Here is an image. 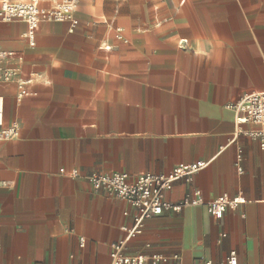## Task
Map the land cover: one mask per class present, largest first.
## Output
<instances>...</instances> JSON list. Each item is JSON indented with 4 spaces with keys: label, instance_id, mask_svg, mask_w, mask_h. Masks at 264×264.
Segmentation results:
<instances>
[{
    "label": "crops",
    "instance_id": "0c3cea01",
    "mask_svg": "<svg viewBox=\"0 0 264 264\" xmlns=\"http://www.w3.org/2000/svg\"><path fill=\"white\" fill-rule=\"evenodd\" d=\"M75 17L41 22L32 47L24 21H0L2 120L19 127L0 141V264H109L135 212L87 176L199 161L168 202L245 203L219 220L204 205L145 220L126 253L264 264V150L226 107L264 92V0H78Z\"/></svg>",
    "mask_w": 264,
    "mask_h": 264
},
{
    "label": "built area",
    "instance_id": "2783aa9c",
    "mask_svg": "<svg viewBox=\"0 0 264 264\" xmlns=\"http://www.w3.org/2000/svg\"><path fill=\"white\" fill-rule=\"evenodd\" d=\"M45 0H0V21L11 22L13 20L24 21L27 25L25 38L29 46H34L35 33L41 22H67L71 29L77 25L75 17L78 0H47L49 7H42L40 4ZM120 33V29L117 30ZM118 38H120L118 36ZM184 43V41H182ZM12 52H0V61L12 56ZM4 80L8 81L12 73L4 71ZM21 89V87H20ZM24 92L21 91L18 98ZM235 117L236 134L259 140L260 147L264 150V92L243 95L237 102L226 106ZM3 100L0 97V141L5 142L18 137L19 127L16 123L9 126L3 125ZM253 125L258 129H243V126ZM207 166L206 162H195L192 164L179 165L173 168L168 174H139L134 181L127 182L126 173L97 174L87 176L91 188L94 191L105 192L112 198L121 200L128 204L133 210V223L130 227L123 228L125 237L111 245L109 264H159L166 263L161 257L146 259L143 255H131L126 253V243L140 235L143 222L163 213H178L185 207H196L204 205L208 213L215 219L223 217L227 209H237L245 203L240 197L231 198L222 194L213 200L205 203L199 192L195 191L192 198L171 203L165 199V194L171 191L173 184L177 181L191 183L195 174ZM240 171V169H238ZM60 172H63L61 170ZM71 177L78 176L76 171L71 172ZM126 215V213H125ZM84 240L80 238L79 247H83ZM174 264H180L177 257H174ZM75 264V263H69ZM202 264H213L203 261ZM216 264H237L235 252H231L224 262Z\"/></svg>",
    "mask_w": 264,
    "mask_h": 264
}]
</instances>
